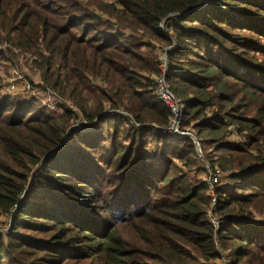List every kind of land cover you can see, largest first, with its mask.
Segmentation results:
<instances>
[{
	"label": "trees",
	"instance_id": "trees-1",
	"mask_svg": "<svg viewBox=\"0 0 264 264\" xmlns=\"http://www.w3.org/2000/svg\"><path fill=\"white\" fill-rule=\"evenodd\" d=\"M5 45L40 95L0 87V264H264V0H0Z\"/></svg>",
	"mask_w": 264,
	"mask_h": 264
},
{
	"label": "built area",
	"instance_id": "built-area-1",
	"mask_svg": "<svg viewBox=\"0 0 264 264\" xmlns=\"http://www.w3.org/2000/svg\"><path fill=\"white\" fill-rule=\"evenodd\" d=\"M160 58V66L159 73L155 76V94L159 97V99L168 107V109L172 112V117L170 119L169 125L162 129L163 133H171L178 136H188L190 133L184 129H182L181 121L183 114V105L181 102L175 97L169 84L167 83L166 76L168 73V51L160 50L159 51ZM22 92L26 93L28 97L34 98L38 97L40 93L36 92L31 83L28 82L25 78H23L20 74L14 73L10 79H8V84L6 86V91L8 95H18ZM123 114L125 116L128 115L127 112L122 110H116L110 112V114ZM134 124V121L130 119ZM193 137V136H190ZM193 142L196 146L199 157L202 162H205L203 157V151L199 140L196 138H192ZM206 163V162H205ZM207 172L205 177L208 181L209 185V195L211 197V205L214 208L218 202L217 189L221 186H225L227 184V180L224 178L223 171L217 167H211L206 163ZM13 212L9 215V224L12 220ZM209 218L214 225L215 230L219 229V222L214 215L213 211L209 212ZM8 224V227H9ZM217 264H232L229 260V257L226 254H222V258L216 262Z\"/></svg>",
	"mask_w": 264,
	"mask_h": 264
},
{
	"label": "rangeland",
	"instance_id": "rangeland-1",
	"mask_svg": "<svg viewBox=\"0 0 264 264\" xmlns=\"http://www.w3.org/2000/svg\"><path fill=\"white\" fill-rule=\"evenodd\" d=\"M113 24V27L114 28H118V26L116 25V23H112ZM1 50L3 51L4 53V56H5V60L1 61V70L4 72L1 80H0V87L2 89V92L6 95H8L7 91H6V86L8 84V79L11 78V76L14 74V73H18L20 74L23 78H27L26 80H28L30 82V80H32L33 76L35 75L31 66H30V63L29 62H26L25 60H17L15 57H13L12 55H10L6 49H7V46H2L0 47ZM162 49H159L158 51H160ZM9 70V71H8ZM22 72H21V71ZM23 74V75H22ZM38 77V76H37ZM37 77H36V80H37ZM35 78V76H34ZM36 91V90H35ZM22 92V90H21ZM37 92V91H36ZM9 96H15V95H9ZM234 130V129H233ZM188 132L192 135H195L194 132H191L188 130ZM196 136V135H195ZM190 137V136H189ZM192 138V137H191ZM197 138V137H196ZM198 139V138H197ZM231 140H237V137L235 136H232L231 137ZM199 175H202L203 176V172L200 173ZM9 215L6 217L3 218L2 220V232H6L7 229H8V224H9V219H8ZM260 219V218H259ZM257 219V220H259ZM261 222L264 223V218L262 217L261 219ZM254 222V221H253ZM228 254V253H227ZM226 254V255H227ZM229 260L232 262V260L229 258ZM240 264H245L244 262H241Z\"/></svg>",
	"mask_w": 264,
	"mask_h": 264
},
{
	"label": "water",
	"instance_id": "water-1",
	"mask_svg": "<svg viewBox=\"0 0 264 264\" xmlns=\"http://www.w3.org/2000/svg\"><path fill=\"white\" fill-rule=\"evenodd\" d=\"M188 136H193L192 138H195L196 139V136L195 135H192V134H187Z\"/></svg>",
	"mask_w": 264,
	"mask_h": 264
}]
</instances>
